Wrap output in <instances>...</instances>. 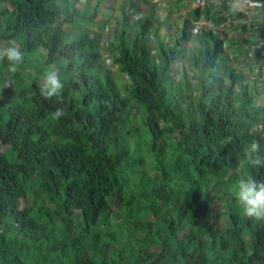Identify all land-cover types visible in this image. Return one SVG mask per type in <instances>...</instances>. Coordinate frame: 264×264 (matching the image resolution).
I'll list each match as a JSON object with an SVG mask.
<instances>
[{
  "label": "trees",
  "instance_id": "obj_1",
  "mask_svg": "<svg viewBox=\"0 0 264 264\" xmlns=\"http://www.w3.org/2000/svg\"><path fill=\"white\" fill-rule=\"evenodd\" d=\"M117 1L0 0V48L23 56L0 60V264H264L235 195L264 183V56L245 70L251 36L203 26L152 44L151 14Z\"/></svg>",
  "mask_w": 264,
  "mask_h": 264
},
{
  "label": "crops",
  "instance_id": "obj_2",
  "mask_svg": "<svg viewBox=\"0 0 264 264\" xmlns=\"http://www.w3.org/2000/svg\"><path fill=\"white\" fill-rule=\"evenodd\" d=\"M125 1L126 0H118L113 10H111V12L108 11V13L114 16V18L115 15H117L119 19H122L119 8L121 5L125 4ZM198 1L199 0H128V7L130 11H133L131 16L132 20L134 18L136 19L138 14H141V16L151 14L155 22L160 26L157 33L154 29L151 30V43L154 44L156 42L154 36L158 35L161 38V42L167 44L170 41L173 42L181 39V36L185 32L186 25L191 27L189 32L194 34L193 38L197 37L196 30L203 25V21L208 19L207 15H201V17L196 19ZM222 1L223 0H216V7L212 9V13L215 14V20H218L217 18L220 17L218 12L220 10L228 12V18L223 23L225 24L224 32L226 31L227 37L234 41L243 39L246 36H255L261 43L264 42V0ZM128 7L126 8L127 11H129ZM248 7L253 11L249 16V24H246L244 11L245 8L247 9ZM221 15H223V13ZM219 19H221V17ZM212 30H214V28ZM105 35L108 36L109 32ZM186 46L189 47V45ZM261 53L262 52H259L260 55ZM254 57L255 59L252 58L248 61L251 62L249 63L250 65L259 61L255 54ZM261 60L263 61L262 58ZM184 62H186V60ZM262 70L264 71V65L262 66Z\"/></svg>",
  "mask_w": 264,
  "mask_h": 264
},
{
  "label": "clouds",
  "instance_id": "obj_3",
  "mask_svg": "<svg viewBox=\"0 0 264 264\" xmlns=\"http://www.w3.org/2000/svg\"><path fill=\"white\" fill-rule=\"evenodd\" d=\"M15 42H10V45L6 48H0V60L5 57L10 62L9 70L16 71V65L23 60V56L20 50L14 46ZM63 84L61 82L59 73L57 71H49L46 77L45 88L42 90V94L47 98L53 96H59ZM63 113L57 109L53 113L54 119H59ZM253 151H258L256 144L252 145ZM254 167L264 164V158L257 156L254 159H250ZM236 198L244 205L245 212L248 216H254L257 219L264 218V183H258L255 178L248 177L247 179H241L236 185L235 191Z\"/></svg>",
  "mask_w": 264,
  "mask_h": 264
},
{
  "label": "built area",
  "instance_id": "obj_4",
  "mask_svg": "<svg viewBox=\"0 0 264 264\" xmlns=\"http://www.w3.org/2000/svg\"><path fill=\"white\" fill-rule=\"evenodd\" d=\"M225 1H230V0H223L222 2H225ZM213 2L215 3L216 1H212V0H199L197 2V9L200 10L201 15L206 16L205 12H206L208 6L211 3H213ZM239 9H241V8H239ZM252 11L253 10L251 8H249V7L247 9L245 8V11H244L245 17L244 18H245V23L246 24H249V18H250L249 16L251 15ZM222 13H223V15H227L228 14V12H226V11L225 12L223 11ZM203 22H204L203 23V27H204L205 30H208V29L212 30L214 28V29H218L221 33H226V31L224 32V29H225L224 28V25L225 24H223V23L220 26L216 27V26H214V24L212 23V21H210L208 19L205 20V21H203ZM199 29H200V27L197 30H199ZM197 30H196V32H197ZM256 51H258V53L259 52H262L261 55L264 56V42L261 43V41H259V42L257 41V43H255L254 48L253 49H250L249 57L255 59L254 54L256 53ZM250 58L248 59V61L250 60ZM247 63H249V62H247ZM262 64L264 65V62Z\"/></svg>",
  "mask_w": 264,
  "mask_h": 264
},
{
  "label": "rangeland",
  "instance_id": "obj_5",
  "mask_svg": "<svg viewBox=\"0 0 264 264\" xmlns=\"http://www.w3.org/2000/svg\"><path fill=\"white\" fill-rule=\"evenodd\" d=\"M214 3V2H213ZM223 12V11H222ZM222 12H220V13H218L219 15H221L222 14ZM116 16V15H115ZM110 22H114V24L113 25H115V24H117L116 23V21H114V19H110L109 20ZM121 26H122V24H121ZM203 26V25H202ZM101 31H104V33L106 34V33H112L113 31H108V29H106V27L105 28H101L100 29ZM208 30H210V29H208ZM227 34V33H226ZM257 41L259 42V40L255 37V36H251L250 37V40H249V44H250V49H253L254 48V46H255V43H257ZM233 50V49H232ZM235 53L237 54V52H234V54H232V52L231 51H229L228 52V54L231 56L232 55V57L235 55ZM158 54V52H157V50H155V52H154V55H157ZM258 51H256V53H255V56H256V58H257V56H258ZM106 58H108V55L106 56ZM250 57H247V58H245V59H243V63L244 62H248V59H249ZM250 59H252V58H250ZM237 60H236V58H235V60H232V58H231V62H230V65L231 66H234L237 62H236ZM109 62V61H108ZM186 63L187 62H183V63H180V67L183 69V70H185V68L186 69H188V67L186 66ZM243 63H241V65L243 64ZM249 63H251V62H249ZM246 65H247V63H244V65H243V68L245 69V67H246ZM245 70H248L247 68L245 69ZM176 78L178 79V78H180V76H176ZM121 80V79H120ZM45 84H46V81L45 82H43V86H45ZM261 88H262V92H264V85H262L261 86ZM264 96V95H263ZM263 99V98H262Z\"/></svg>",
  "mask_w": 264,
  "mask_h": 264
}]
</instances>
